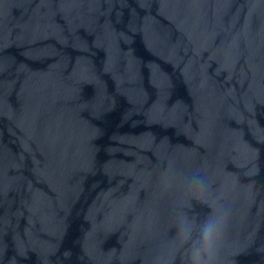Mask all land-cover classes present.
<instances>
[{
	"label": "water",
	"instance_id": "95a60500",
	"mask_svg": "<svg viewBox=\"0 0 264 264\" xmlns=\"http://www.w3.org/2000/svg\"><path fill=\"white\" fill-rule=\"evenodd\" d=\"M206 219L264 264V0H0V264H193Z\"/></svg>",
	"mask_w": 264,
	"mask_h": 264
},
{
	"label": "clouds",
	"instance_id": "9594fccd",
	"mask_svg": "<svg viewBox=\"0 0 264 264\" xmlns=\"http://www.w3.org/2000/svg\"><path fill=\"white\" fill-rule=\"evenodd\" d=\"M220 230V225L215 220H205L200 229L199 244L195 245L192 250L193 264H212L213 243ZM205 242L208 243V248L202 254L201 248Z\"/></svg>",
	"mask_w": 264,
	"mask_h": 264
}]
</instances>
